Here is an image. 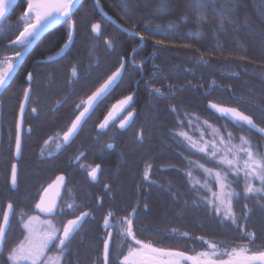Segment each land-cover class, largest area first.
Segmentation results:
<instances>
[{"label": "trees", "instance_id": "16d2710c", "mask_svg": "<svg viewBox=\"0 0 264 264\" xmlns=\"http://www.w3.org/2000/svg\"><path fill=\"white\" fill-rule=\"evenodd\" d=\"M126 2L127 12H124L120 0H99L102 11L128 30L123 31L97 10L94 0H82L73 16L77 22V33L66 53L76 58L79 70L93 72L92 83L88 84V79L82 84L93 88L109 73V70L103 69L105 61L118 56L117 59L125 57L128 61L124 70V78H127L125 88L116 91L124 86L117 85L116 92L111 93L110 102L132 95L137 113L128 131L132 134L116 140L123 165L120 167L116 156L109 165L108 211L123 215L136 206V237L146 243L151 242L154 247L195 255L208 250L199 237L230 247L246 245L249 242L241 238L243 233L237 225L223 221L222 216L210 212L200 201V196H210L211 193L200 189L199 185L192 187L195 180L201 183L205 180V173L196 167V162L206 168L222 169L215 160L191 148L189 141L177 133L187 132L192 141L198 142V146L209 142L211 151V141H218L221 135L226 138L227 131H231L235 137L233 144L239 146V136L243 135L264 152L263 135L246 126L235 127L232 122L207 108L209 101L236 107L264 127V0H232V11L227 15L233 22L226 21L223 30L219 29V14L216 12L209 11L206 20L197 24V14L189 13L186 8L187 0L170 2L167 14L154 12L160 0ZM221 3L223 0H218L216 7H220ZM186 15H189L186 21L179 20ZM92 23L102 25V34L98 39L86 30ZM170 23L172 28L168 29L166 26ZM157 25L161 26L159 30H156ZM145 28H151L153 32L141 41L135 33H144ZM67 36L66 24L55 27L29 52L30 57L22 63L20 70L23 72L30 67L31 58L43 56L45 51L47 54L54 53ZM105 38L112 39L115 44L111 53L105 54L103 50ZM157 41L163 43L158 44ZM88 44L90 48L86 47ZM94 45L98 47L93 48ZM95 63L98 66L89 68ZM83 65L86 67L83 68ZM154 88H160L164 95L151 92ZM3 116L13 117L12 110L0 111V119ZM204 121L208 124L205 125ZM224 125H227L226 130ZM216 129H220L218 134ZM138 133L143 136L142 140L138 139ZM219 147L223 149L224 145ZM6 158L5 153L2 160ZM148 165L151 167L149 180L146 181L143 174ZM188 171L192 172L191 180ZM254 183L259 185L258 181ZM208 185L212 191H219L214 179L210 178ZM243 186L241 176L239 183H234L232 188L242 193ZM257 200L255 196L248 200L241 196L234 201L238 216L245 204L252 210L250 218L246 222L241 219L239 223H246V230L255 234L254 243L250 245L253 250L264 248V209L259 206L264 201L258 204ZM57 219L54 218L55 221ZM68 219L71 218H59L58 223L63 226ZM103 219H85L66 246L63 264H103L102 246L107 235ZM184 233L188 234L187 237ZM16 237L9 235L8 239L17 241L19 238ZM119 244L118 239L111 242V264H120L119 260L127 254V244L117 254ZM6 248L1 264L6 259ZM53 250L56 251L55 247Z\"/></svg>", "mask_w": 264, "mask_h": 264}, {"label": "snow or ice", "instance_id": "6c2138e0", "mask_svg": "<svg viewBox=\"0 0 264 264\" xmlns=\"http://www.w3.org/2000/svg\"><path fill=\"white\" fill-rule=\"evenodd\" d=\"M173 0H160L154 12L167 14L169 3ZM218 0H187L186 8L189 13L195 12L197 14V24H202L209 11L218 13L217 23L219 29L223 30L225 22L232 23V19L228 13L232 11V0H223L220 7H216ZM27 8L21 14L17 23H22L23 28L19 31V34L14 39L9 41V45L13 47H19V51H14L11 55H6L3 59H0V88H5L17 66L20 64L22 57L33 47V45L39 40L41 35L53 24H66L68 31V40L63 47L55 53L52 57H49V62H56L58 58H63L65 49H69L73 40V35L76 29V21L73 19L75 10L80 6L81 0H26ZM15 0H0V21L6 18L8 11L14 6ZM96 4L99 5V0H96ZM120 7L124 12H127L126 0H120ZM105 15H107L105 13ZM189 15L179 18V20L186 21ZM179 22V21H178ZM264 22V20H262ZM168 29L172 28V24L166 26ZM12 26L9 25L7 32L10 34ZM161 28L160 25L156 26V30ZM0 31H5L3 27H0ZM91 33L98 39L102 34V25L100 23L91 24ZM153 32L151 28H145L144 33L136 32L135 35L140 37L143 41L145 36ZM158 44H162L163 41H157ZM104 45L107 49L114 50L115 44L112 39L105 38ZM98 47L94 45L93 48ZM139 47V45H137ZM136 49L133 48V52ZM131 55V54H130ZM132 62L135 63V58L132 57ZM128 61L121 58L119 67H116L115 71L111 72L107 76V79L103 81L91 93L86 99H82L74 106L73 111H77L79 114L72 119L67 131L62 134L57 132L54 136H50L48 140L44 141L47 145L49 141L56 143V148L62 149L66 146L82 129L83 124L91 116L104 100H106L114 91L116 85L122 79L123 71L127 67ZM98 66V63L89 65V68ZM91 75L90 72L85 74V78ZM34 79V73L29 71L27 73L26 81L31 85ZM81 79V73L79 72L78 63H74L71 67L68 84L73 85ZM31 87L24 88L23 99L20 102V114L21 118L24 115L26 104L31 101ZM75 88H70L69 93H66L61 100L56 101V105H62L67 101L69 95L74 94ZM151 92L157 95L163 96L164 93L160 88L151 89ZM133 96L128 95L112 104L103 120L96 126L100 130L107 129L110 125L115 123V120L119 118L123 112L127 111L131 107ZM39 101L37 100V103ZM56 105L53 106V111ZM210 109L214 110L216 114L222 119H228L233 123L235 127L244 128L245 126L249 130H256L260 134H264V127L257 125L253 118L246 115L244 112L238 110L236 107H227L219 103L209 101ZM82 109V110H81ZM175 111V108H173ZM32 112L36 115L39 114L37 108H33ZM134 112L128 111L127 116L120 121L118 127L124 129L129 125V122L133 119ZM191 125V121H189ZM207 125L208 121H204ZM227 129V125L223 126ZM218 134L220 129H216ZM178 136L183 137L189 141L190 147L197 151L204 153L210 159L215 160L217 165L222 170H214L206 168L203 164L196 162V167L202 169L205 173V180L201 183L200 180H195L192 187L199 185L200 189H205L210 192V196H200L199 199L205 204L210 212H214L217 216H222L223 221H230L231 224L237 225L238 230L243 233L241 237L248 240L246 245L228 246L222 245L221 242H210L199 237L198 239L207 245L208 250L198 252L195 255H188L187 253L179 250H173L170 248L154 247L151 242H144L136 237L137 226L136 220V207L133 206L132 211L128 212L127 216L114 218L113 211H108L103 219V228L105 229L107 236L103 240V262L104 264H111L110 260V245L114 239H118L120 244L117 246V254L122 251L123 246L127 244V254L123 256L120 264H186L191 261V264H264V248H258L253 250L250 245L254 243L255 234L246 230V223L240 224L239 221L243 219L245 222L250 218L252 210L247 204L243 206V210L238 216L234 210V201H238L241 196L245 200L252 199L253 196L257 197L258 204L260 201H264V152L258 150L259 145H253L248 137L243 135L239 136L240 145L237 146L232 143L235 139L234 134L231 131H227V137L223 135L219 137V140L211 141V151H209V142L205 141L203 146H198V142L192 141V138L187 132L180 131ZM139 140L143 139V136L138 133ZM21 119L16 123V155L21 152ZM219 145H224L221 149ZM111 149L113 144L106 145ZM254 148L257 150L254 151ZM221 152L223 154L221 155ZM43 151L41 155H43ZM49 156L53 153L49 152ZM85 153H80L74 159L79 163ZM217 157H219L217 159ZM231 157V158H229ZM190 163H192L190 161ZM17 164H12L11 170V186L15 188L18 183ZM151 165L146 167L144 171V180H149V169ZM80 168L88 169L87 175L93 180H97L98 172L100 171V165L92 167L87 164H80ZM188 177L192 178V172L188 171ZM232 179H229V177ZM243 177L244 186L243 192H238L232 185L239 183L240 177ZM214 179L219 191H212L208 185L209 179ZM56 181L58 186H64L65 177L63 175L57 176ZM259 182L257 186L254 182ZM52 187V185H49ZM105 189L110 186L105 184ZM45 192L48 189L44 190ZM70 197H72L71 190H69ZM43 196L41 202L37 203L35 207L42 213L48 216H63L67 213L74 214L75 211L82 207V205L75 202L74 197L70 202H66L64 208H59L56 201H52L48 206L43 204ZM98 202H100L98 200ZM264 209V204L259 205ZM14 203L9 202L6 207L2 208V219H0V255L3 254L4 248L8 242V231L11 227V218L14 214ZM26 215L23 209H21L19 216L22 224V228L27 232L24 241L11 247L8 252L4 264H63V257L66 254V246L73 238L75 233L82 226V221L91 215L90 212H80L74 219H69L63 225L62 230L56 224L51 221H42L47 226V230L39 241L33 240L34 228L33 221L36 217L29 216L27 220L23 217ZM187 237V233L183 234ZM50 246H55L57 254L54 258L47 257V250ZM138 246V247H137ZM230 247V250H229ZM221 256H227L228 259H219ZM134 257H140L139 261L133 260Z\"/></svg>", "mask_w": 264, "mask_h": 264}, {"label": "flooded vegetation", "instance_id": "af4514ba", "mask_svg": "<svg viewBox=\"0 0 264 264\" xmlns=\"http://www.w3.org/2000/svg\"><path fill=\"white\" fill-rule=\"evenodd\" d=\"M26 8V0H23V2L17 0L9 11L6 19L0 24V27L5 29V31H0V59H3L6 55H11L14 51L20 50L19 47L10 46L9 41L14 39L23 28V24H18L17 21ZM9 25L12 26L10 34L7 32ZM19 27L20 30L18 29ZM55 27H53V29ZM53 29L48 30L42 35L32 47L31 51L39 44V41L44 39ZM16 30L19 31L17 32ZM67 40L68 36L66 41ZM65 42L52 54H47V51H45L43 56L31 58L30 67L22 72V70H20L22 63L30 57V53L28 52L13 73L9 84L5 88L0 89V111L12 110L14 108L17 111L15 118L13 114V117L3 119V116V118L0 119V219H2V208L6 207L10 201L13 202L15 211L11 218V227L8 231V237L9 235H17L19 238L17 239L16 237L17 241H13V238H11L10 241L8 239L9 244L7 248L5 247L7 249L6 252L14 245L24 241L27 235V232L22 228L19 216L21 209L26 213L23 217L24 220H27L29 216L36 217L40 221L48 220L60 227L61 230L63 226H61V223H58L60 221L55 222L54 218L73 219L75 216L79 215L80 212L84 211L91 213V215L86 218H104L108 213V203L110 202L109 198H107L109 196L110 187L105 189L104 185L107 184L110 186L109 165L115 158L116 140L118 138L122 140V138L126 136L136 117V106L132 101L131 107L119 115V118L115 120L114 124L110 125L105 130L98 129L96 126L103 120L112 104L119 100L111 103L110 95L94 112H92L79 133L62 149L58 150L56 148V143L52 141H49L47 145L44 144L45 140H48L50 136H54L57 132L62 134L64 131H67L72 119L78 115L77 111H73L75 104L82 99H86L88 95H91V93L107 79V76L111 74V72H109L97 86L93 88L82 85L84 81L88 79L89 81H87V83H92L93 72H90L91 75L85 78V74L89 71L79 70L81 79L79 82L69 85L68 76L72 65L78 63L76 58L67 56V51L63 55V58L57 59L56 62H49L48 60L49 57H52L63 47ZM121 58L125 57H120L119 59L121 60ZM82 67L85 68L86 65ZM29 71L34 73V79L31 85L26 81ZM113 71H115V69ZM123 79L124 73L118 85L123 84ZM29 86L32 90L31 101L27 103L23 116V126L21 127V153L17 161L18 183L17 186L13 188L10 181L12 164L16 162L14 153L16 146L17 116L20 110V102L23 99L24 88ZM70 88H75V93L69 95L67 101L62 105H56V101L61 100L66 93H69ZM115 88L113 92L122 90V88H119L115 91ZM37 100L39 101L38 103ZM54 105H56V107L53 111ZM33 108L38 109V115L32 112ZM128 111L134 112L131 124L126 129H120L118 125L120 121L127 116ZM109 143L113 144L114 147L111 149L107 148L106 145ZM42 151L44 153L43 155H41ZM49 152L53 153V155L49 156ZM5 153L7 158L3 161L2 158ZM80 153H85V155L80 162L77 163L74 158ZM9 159L11 162H9ZM80 164H87L92 167L100 165V171L98 172V177L95 182L91 181L90 177L87 175L88 169L82 170ZM61 175L65 177V184L61 188V193L58 197V207L64 208L66 202H70L73 197L75 202L82 205V207H79L74 214L67 213L63 216H48L41 214V212L39 213L35 205L41 200L43 191L57 178V176ZM69 190H71L72 197H70ZM80 195L85 197V202H78ZM56 197L57 195L55 199ZM98 200L100 202H98ZM51 201H49V204L52 203ZM132 208H130L128 212L132 211ZM93 212H96V214H93ZM127 214L128 213L115 215L113 218L124 217L127 216ZM65 221L67 222V220ZM34 223L36 222L34 221ZM38 225V235L40 231L44 234L47 230V226L44 224ZM41 236L43 235L41 234ZM53 247L55 246H50L47 250V257L49 258H54L57 254L56 247V251L53 250ZM2 255H0V264L3 258ZM186 264L191 263L186 262Z\"/></svg>", "mask_w": 264, "mask_h": 264}, {"label": "water", "instance_id": "95a60500", "mask_svg": "<svg viewBox=\"0 0 264 264\" xmlns=\"http://www.w3.org/2000/svg\"><path fill=\"white\" fill-rule=\"evenodd\" d=\"M16 1L17 0H15V3H16ZM82 1V0H81ZM94 2H95V7L97 8V10L103 15V16H105L108 20H110L111 22H113V23H115L116 25H117V27H119L121 30H123V31H128V30H126L125 28H123V27H120V25H118L113 19H111L110 17H108V15H105V13L102 11V9L99 7V5H97L96 4V0H94ZM12 9V8H11ZM10 9V10H11ZM9 10V11H10ZM9 11H8V14H9ZM8 14H7V16H8ZM6 16V17H7ZM6 19V18H5ZM5 19H3L2 21H0V24L5 20ZM58 24H53L51 27H49L42 35H44L48 30H50V29H53V27H55V26H57ZM41 35V36H42ZM73 38H74V35H73ZM38 41V40H37ZM72 42H73V40H72ZM36 44V43H35ZM34 44V45H35ZM33 45V46H34ZM71 45H72V43H71ZM71 47V46H70ZM32 49V48H31ZM31 49L28 51V52H30L31 51ZM67 50H69V49H65V53L67 52ZM28 52L22 57V59H21V62L23 61V59L25 58V56L28 54ZM59 59V58H58ZM20 62V63H21ZM18 67V66H17ZM125 70V69H124ZM123 73H124V71H123ZM120 82V81H119ZM117 86V85H116ZM115 86V87H116ZM1 89V88H0ZM27 105V104H26ZM228 107V106H227ZM207 108L209 109V110H211L212 112H214V110H212V109H210V107H209V103H207ZM26 109V108H25ZM239 110V109H238ZM215 113V112H214ZM79 114V113H78ZM216 114V113H215ZM218 115V114H217ZM247 115V114H246ZM24 116V115H23ZM219 116V115H218ZM18 119H21V127L23 126V117L21 118V114H20V110H19V112H18ZM228 120V119H227ZM132 121V120H131ZM131 121L129 122V125L131 124ZM255 122V121H254ZM128 125V126H129ZM258 125V124H257ZM128 126H126L124 129H126ZM252 130H254V129H252ZM21 131H22V128H21ZM254 131H256V130H254ZM257 132V131H256ZM22 133V132H21ZM259 133V132H258ZM259 135H260V133H259ZM261 135H263V137H264V134H261ZM16 139V138H15ZM21 139H22V135H21ZM21 153V152H20ZM14 158H15V160H16V164H17V166H18V163H17V161H18V159L20 158V154L17 156L16 155V146H15V153H14ZM17 169H18V167H17ZM17 174H18V170H17ZM91 179V178H90ZM91 181H93L92 179H91ZM96 181V180H95ZM95 181H93V182H95ZM50 185H52V187H49V186H47L45 189H48V191L47 192H45V191H43V193H42V196H43V198H44V200H43V204H44V206H48L49 205V201H51L52 199H55V196L57 195V197H56V199L54 200V201H56V203H57V201H58V197H59V195H60V193H61V188L63 187V186H58V183H57V181H56V179L50 184ZM53 195H54V198H53ZM39 202H41V200L39 201ZM52 202V201H51ZM36 210L40 213L41 211L39 210V209H37L36 208ZM41 214H43V215H45L44 213H42L41 212ZM74 219V218H73ZM85 219H87V218H85ZM85 219L82 221V225H83V223L85 222ZM82 227V226H81ZM80 227V228H81ZM80 228H79V230H80ZM78 230V231H79ZM77 231V232H78ZM76 232V233H77ZM75 233V234H76ZM111 246V245H110ZM188 255H190V254H188ZM103 257V256H102ZM103 262V261H102ZM189 263H191V261H188ZM103 264H104V262H103Z\"/></svg>", "mask_w": 264, "mask_h": 264}, {"label": "rangeland", "instance_id": "374dc122", "mask_svg": "<svg viewBox=\"0 0 264 264\" xmlns=\"http://www.w3.org/2000/svg\"><path fill=\"white\" fill-rule=\"evenodd\" d=\"M93 24V23H92ZM89 25V24H88ZM89 29V30H88ZM90 29H91V25H89V27L88 28H86V30H87V32H88V34H89V31H90ZM77 33V29H75V32H74V36H75V34ZM90 33H91V31H90ZM101 36V35H100ZM110 37V36H109ZM90 39V38H89ZM73 40H74V38H73ZM95 42H97V43H99V41H95ZM87 43H88V41H87ZM90 44H88L86 47H89L90 48ZM103 50H104V52H105V54H107V53H111L112 51H114V50H111V49H107L105 46H103ZM101 52L103 53V51L101 50ZM119 57V56H118ZM118 57H112L111 59H108L109 61H105L104 62V65H103V69H107V70H109V72H113V70L114 69H116V67H119L118 65H119V62H120V59H117ZM114 59H116V60H114ZM124 80V82H123V84L122 85H124L123 86V88L122 89H124L125 88V85H126V81H127V78H124L123 79ZM9 111H11V110H9ZM12 112H13V114L15 113V112H17L16 111V109L14 108V109H12ZM3 119H6V118H3ZM132 133L131 132H128L127 134H126V136H129V135H131ZM130 138V137H129ZM149 140V139H148ZM148 140L145 142V143H147L148 142ZM204 144H200V146H203ZM115 151H116V154H114L115 156H116V158H118L119 159V165H120V167H121V165H123V160H122V155H120L121 154V152L118 150L117 151V147H116V149H115ZM131 151H128V153H130ZM78 202H85V197L84 196H79V201ZM128 215V214H127ZM36 223H38V224H43L42 223V220L40 221L39 219H35L34 220ZM34 221L32 222L33 223V228H34V235H33V240L34 241H39V239L42 237L41 236V234L43 235V233H41V231H40V234L38 235V232H39V225L38 224H36V223H34ZM48 221V220H47ZM57 221H59V218L55 221V222H57ZM105 230V229H104ZM27 234V233H26ZM107 234V233H106ZM41 236V237H40ZM105 238H106V235H105ZM102 248H103V246H102ZM122 259L123 258H121V260H119V261H122ZM141 258L140 257H134L133 258V260H135V261H139ZM219 259H228V257L227 256H221V257H219Z\"/></svg>", "mask_w": 264, "mask_h": 264}]
</instances>
